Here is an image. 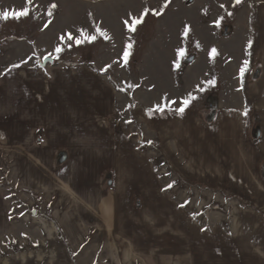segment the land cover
Instances as JSON below:
<instances>
[{"label": "crops", "instance_id": "0c3cea01", "mask_svg": "<svg viewBox=\"0 0 264 264\" xmlns=\"http://www.w3.org/2000/svg\"><path fill=\"white\" fill-rule=\"evenodd\" d=\"M65 1L74 14H60ZM51 2L56 20L97 22L82 11L88 0H0V39H32ZM15 47L0 43V264H97L103 235L141 264H264V111L252 141L245 111L209 122L182 106L133 107L142 143L185 185L231 200L229 219L197 220L165 191L156 153L116 131L127 106L96 62L36 67ZM5 151L8 181L40 199L28 215L9 205Z\"/></svg>", "mask_w": 264, "mask_h": 264}, {"label": "rangeland", "instance_id": "374dc122", "mask_svg": "<svg viewBox=\"0 0 264 264\" xmlns=\"http://www.w3.org/2000/svg\"><path fill=\"white\" fill-rule=\"evenodd\" d=\"M88 1L82 11L94 15L95 23L56 20L51 2L50 9L40 13L46 20L32 22V39H0V43L12 41L17 61L24 59L36 67L45 59L52 60L47 64L73 59L96 62L127 106L124 119L113 126L127 142L139 137L136 147L157 154L153 160L165 191L197 220L229 219L231 200L200 186L185 185L167 167L157 146L142 143L143 129L136 127L130 113L137 105L184 107V100H189L186 109L196 110L209 122L215 111H245L254 124L249 137L256 141L258 117L264 111V0ZM65 2L70 5L64 4L60 14H74L76 3ZM39 9L33 8V18ZM137 20L140 23L133 27ZM9 157L5 151L9 205L28 215L32 208L28 203L40 199L34 194L25 198L17 184L8 181ZM96 243L101 244L97 264H141L126 260L120 244L108 246L111 242L104 235Z\"/></svg>", "mask_w": 264, "mask_h": 264}, {"label": "snow or ice", "instance_id": "6c2138e0", "mask_svg": "<svg viewBox=\"0 0 264 264\" xmlns=\"http://www.w3.org/2000/svg\"><path fill=\"white\" fill-rule=\"evenodd\" d=\"M26 13H24V12H21V13H19V14H15V15H25ZM7 16H8V14L7 13H5V18H7ZM138 23H140V21H135L134 22V25H133V27L135 26V24H138ZM70 39H71V37H69ZM77 43L79 44L80 43V41H77ZM61 49H57V51L59 52ZM126 56H127V54H125ZM189 104V100H184L183 101V105H184V107H180L179 109H178V111L179 112H181V113H183L184 112V110H185V107L187 106ZM170 187V186H169Z\"/></svg>", "mask_w": 264, "mask_h": 264}, {"label": "water", "instance_id": "95a60500", "mask_svg": "<svg viewBox=\"0 0 264 264\" xmlns=\"http://www.w3.org/2000/svg\"><path fill=\"white\" fill-rule=\"evenodd\" d=\"M52 60L51 59H45L43 62H42V65H45L47 63H51Z\"/></svg>", "mask_w": 264, "mask_h": 264}, {"label": "built area", "instance_id": "2783aa9c", "mask_svg": "<svg viewBox=\"0 0 264 264\" xmlns=\"http://www.w3.org/2000/svg\"><path fill=\"white\" fill-rule=\"evenodd\" d=\"M263 167V168H262ZM261 167V171H262V173H264V164H263V166ZM228 208H229V206H228Z\"/></svg>", "mask_w": 264, "mask_h": 264}]
</instances>
